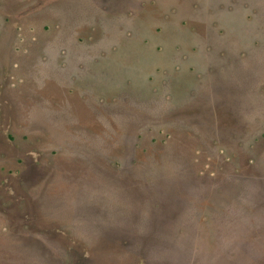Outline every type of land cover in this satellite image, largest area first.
I'll use <instances>...</instances> for the list:
<instances>
[{"label":"rangeland","instance_id":"rangeland-1","mask_svg":"<svg viewBox=\"0 0 264 264\" xmlns=\"http://www.w3.org/2000/svg\"><path fill=\"white\" fill-rule=\"evenodd\" d=\"M256 223L264 0H0V264H226Z\"/></svg>","mask_w":264,"mask_h":264},{"label":"crops","instance_id":"crops-1","mask_svg":"<svg viewBox=\"0 0 264 264\" xmlns=\"http://www.w3.org/2000/svg\"><path fill=\"white\" fill-rule=\"evenodd\" d=\"M255 227L258 228V231L260 227L262 230V226L259 223H256ZM263 233L264 231L262 230V234ZM225 253L229 254V259L226 264H264V260L262 261L261 259L264 252L259 253L253 249L232 251L231 249L226 248Z\"/></svg>","mask_w":264,"mask_h":264}]
</instances>
